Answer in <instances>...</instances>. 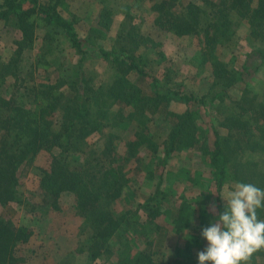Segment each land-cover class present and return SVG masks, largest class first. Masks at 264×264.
Returning a JSON list of instances; mask_svg holds the SVG:
<instances>
[{"label":"rangeland","instance_id":"rangeland-1","mask_svg":"<svg viewBox=\"0 0 264 264\" xmlns=\"http://www.w3.org/2000/svg\"><path fill=\"white\" fill-rule=\"evenodd\" d=\"M6 1L11 0H0V4ZM15 1L26 3L29 0ZM224 1L63 0L59 9L73 19L88 50L84 57L57 26H36L31 43L24 39L16 16L0 18V62L11 64L3 67L0 63V71H6L5 78L0 77V81L5 79L3 95L31 107L39 99L37 94H32L34 90L31 95L27 93L26 85L42 87L63 78L65 90L70 94H75V87L85 82L109 92L111 83L123 74L131 79L134 90H141L139 100L154 95L151 85L135 71L127 72L125 66L117 64L103 52L112 51L118 55L123 46L132 48V44L130 46L127 41L119 43L118 39L126 31L134 33L144 42L138 47L133 46L136 47L133 53L159 78L162 92L166 93L169 85L177 83L196 91L208 101L209 108L203 109L197 117V124L208 135V142L212 143L213 125L219 126L231 115L251 122L252 134L220 126L221 135L231 141L226 150L237 175L251 177L264 186V58L260 56V51H264V13L252 16L260 0H227L226 5ZM190 5L201 8L199 23L188 13ZM160 7L165 12L169 11L165 13L162 25L155 23ZM241 7L251 17L241 16ZM105 9L110 20L108 27L103 22ZM170 18H180L181 21L177 25L171 24ZM217 22L221 25L219 36L214 34L216 41L210 42L207 35L213 34L212 27ZM186 27L192 31L190 34H184ZM219 63H222L223 71L220 77L215 70L220 68ZM223 86L229 89L228 92L213 99ZM136 105L139 111L122 130V125H117L123 120L118 124L110 123L102 133L91 137L88 147L94 162L99 157L105 167L129 170V182L125 184L123 194L105 202L121 220L113 236L106 243L104 240L94 241L92 226L88 224L76 194H63L57 201L46 194L38 176L43 168L49 167L52 157L48 151H42L22 173L21 201L10 205L0 203V219H10L32 231L29 242L21 244L14 261L9 260L8 263L134 264L139 251L146 249L161 264H198L197 253L207 245L201 231L216 220L214 204L217 193L212 194L209 190L213 179L210 156L197 149L175 151L163 166L159 161L165 149L160 146L147 149L142 154L146 149L143 148L140 155L144 156V164L140 166L136 167L134 159L127 162V152L122 149L123 145L119 147V143L122 140L124 144L123 141L134 137L137 129L144 125L141 119L150 125L149 136L163 141L172 128L173 113H182L186 109L184 103L171 100L169 106L165 102L159 108L148 105L142 116L141 111L146 104L137 101ZM48 119L52 128L60 129V112L49 115ZM110 131L114 136L109 145L101 137ZM249 136L261 140L258 150L251 148L254 145L250 143ZM154 152L159 155L155 159L157 162L153 159ZM188 169L196 172L191 174L192 178L186 172ZM151 170L155 173L152 178L148 177ZM162 170L165 173L163 183L159 177ZM236 182L238 179L234 178L224 180L221 190L224 206V198ZM159 184L162 189L156 192ZM154 194L153 206L161 211L156 217L150 215L147 206L148 197ZM182 210L188 213L189 225L177 230L172 219H178ZM258 217L264 219V209L258 210ZM250 264H264V250L255 253Z\"/></svg>","mask_w":264,"mask_h":264},{"label":"trees","instance_id":"trees-1","mask_svg":"<svg viewBox=\"0 0 264 264\" xmlns=\"http://www.w3.org/2000/svg\"><path fill=\"white\" fill-rule=\"evenodd\" d=\"M228 2L225 0L223 4L226 5ZM61 3L63 4V0H29L26 3L15 0L6 1L5 4H0V18L7 19L11 15L16 16L19 30H21L24 39L31 43L34 40L36 26H57L64 31L72 47L84 57L88 50L83 45L73 19L66 17L59 9ZM107 9L102 14L104 15L103 22L108 27L110 20ZM189 9V15L194 16L196 23H199L198 14L201 8L190 5ZM240 9L241 16L251 17L247 11L243 10L244 7ZM158 10L160 13L156 17L155 23L162 25L165 13L169 11L165 12L162 7ZM261 13H264V0L259 1V6L254 9L252 16ZM180 21V18L169 19V22L175 25ZM212 28L213 34L207 33L210 42L216 41L214 34L219 36L221 25L217 22ZM191 32L187 27L184 30V34ZM222 33H224L223 30ZM135 35L126 31L120 37L118 36L119 43L127 41V44H132V48L125 49L123 46L124 49L118 55H114L112 51L104 50L103 52L117 64L125 66L127 72L135 71L139 77L151 85L154 95L142 97V100H139L142 95L141 90L138 88L134 90L135 86L126 74L116 77L109 86V92L97 89L85 82L81 83L82 85L78 83L79 86L75 87L76 93L70 94L65 90L66 83L63 78L45 83L42 87H36L35 84L26 85L27 93L31 95L34 90L32 94H37L39 99L37 104L31 107H26L25 104L18 101H11L6 95H3L5 79L0 81V203L10 205L21 201L19 189L22 173H25L28 166L34 163L42 151H48L52 157L50 165L48 168H43L38 176L46 194L54 201L66 193L76 194L79 206L84 211L88 224L92 226L94 241L108 242V239L121 225V220L115 216L113 209L105 202L119 198L123 194L125 184L129 182V170L126 169L127 167L124 168L126 170L122 169L121 171L113 166L105 167L99 157L94 162L95 159L91 158V151H88V147L91 137L95 133H102L106 125L118 124L120 120H123L121 124L117 125H122L120 128L122 130L129 122L128 120H131L130 118H135L134 116L139 111L135 107L137 101L146 104L141 111L142 116L148 110V105L159 108L165 102L169 106L171 100L184 103L186 109L182 113H173L172 128L163 141L149 136L150 125L141 119L144 125L141 129H137L134 137L129 141H123L124 144H122V140L119 143V147L123 145L122 149L127 152V162L134 159L137 162L136 167L140 166L144 164L142 162L144 156L140 155L141 150L146 148L142 151L144 154L143 152L147 149L160 146L165 149L163 157L159 161V164L161 163L163 166H166L170 155L175 151L197 149L202 154L209 155L210 165L213 168V179L209 183V190L212 194L217 193L216 204H214L215 219L224 211L221 190L226 178L238 179V182L253 183L264 188L251 177L241 178L237 175L235 167L229 163L226 150L231 141L223 139L221 135L220 126L228 127L234 132L245 131L252 134L251 122L240 116L231 115L222 123L220 122L219 126L213 125L212 143L208 142L207 133L197 124V117L202 110L209 108L208 101L203 96H199L196 91L177 83L169 85L166 93L162 92L159 89V78L142 65L133 53V50L144 42L141 36ZM224 35L227 33L225 32ZM260 56L264 58V51H260ZM0 63L3 67L11 66L6 62ZM221 64L219 63L220 68L215 69L219 77L223 73ZM5 76L6 71H0V77L5 78ZM222 88L223 90L216 93L213 99L223 97L229 90L226 86ZM56 112L61 113L62 125L60 129L52 128L51 121L48 119L49 115ZM118 116L124 119H120ZM113 136V131H110L101 137V140H106L108 143L112 141ZM253 137L249 136L250 143L254 145L251 148L258 150L261 147V140ZM119 138L121 139L122 135ZM109 145H107V149H109ZM158 156L154 152L155 162H157L155 159ZM164 170L159 173L162 183L165 180ZM186 172L191 176L190 178L196 173H192L189 169ZM154 175V171L151 170L148 177L152 178ZM160 189H162L161 184L158 185L156 192H159ZM155 194L148 197L147 203L152 217L158 216L161 212L159 207L153 206ZM187 214L182 210L178 219L175 218L174 221L172 219L177 230L189 225L190 218ZM31 236L32 231L29 227L16 224L10 219H0V264H10L9 260L13 262L17 249L21 244L28 243ZM134 264L161 263L148 250L141 249Z\"/></svg>","mask_w":264,"mask_h":264},{"label":"clouds","instance_id":"clouds-1","mask_svg":"<svg viewBox=\"0 0 264 264\" xmlns=\"http://www.w3.org/2000/svg\"><path fill=\"white\" fill-rule=\"evenodd\" d=\"M224 201V211L201 231L207 245L197 253L198 264H250L264 250V219L258 217L264 189L236 182Z\"/></svg>","mask_w":264,"mask_h":264}]
</instances>
